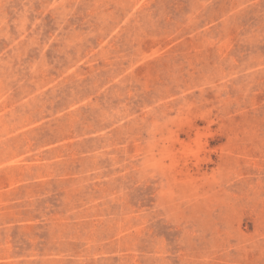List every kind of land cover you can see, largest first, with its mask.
<instances>
[{
  "label": "rangeland",
  "instance_id": "1",
  "mask_svg": "<svg viewBox=\"0 0 264 264\" xmlns=\"http://www.w3.org/2000/svg\"><path fill=\"white\" fill-rule=\"evenodd\" d=\"M0 264H264V0H0Z\"/></svg>",
  "mask_w": 264,
  "mask_h": 264
}]
</instances>
